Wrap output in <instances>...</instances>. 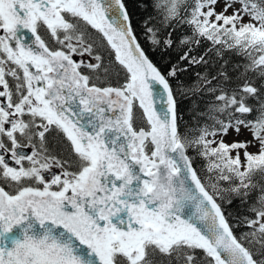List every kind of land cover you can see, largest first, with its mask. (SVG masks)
Segmentation results:
<instances>
[{"label":"snow or ice","instance_id":"obj_1","mask_svg":"<svg viewBox=\"0 0 264 264\" xmlns=\"http://www.w3.org/2000/svg\"><path fill=\"white\" fill-rule=\"evenodd\" d=\"M146 6L147 49L127 0H0V264H264V0Z\"/></svg>","mask_w":264,"mask_h":264},{"label":"trees","instance_id":"obj_2","mask_svg":"<svg viewBox=\"0 0 264 264\" xmlns=\"http://www.w3.org/2000/svg\"><path fill=\"white\" fill-rule=\"evenodd\" d=\"M127 6L129 12L133 18V23L137 32L138 37L140 38L141 43L147 49L148 43L144 40L143 37V22L146 17L149 15H153V9L150 6H146V0H127ZM191 29L185 25H176L175 31L172 33V39L177 42V47L169 50L167 54H157V53H149L152 58L157 61L162 67L166 68L169 62H175L178 59L179 54L184 50V46L179 44V41L185 36L189 35ZM213 46L206 41H203L201 45L196 48L193 52V55L199 56L205 53V51ZM164 56V59H161V56ZM206 59L208 61L207 65H195L189 66L188 71L181 74L180 81L185 85L191 84L193 82H198L196 78V73L204 74H219L221 71H225L232 77L233 86L240 82L239 77L243 73V69L248 63L247 59L236 53L235 51L225 50L221 55H216L215 51H210L207 53ZM254 83L259 84V77H251ZM194 86V85H193ZM212 97L204 96L202 98L192 97L191 99L181 98L180 99V107L184 112V121L192 125L193 120L196 114V111H204L205 103L204 101L211 100ZM255 104V101H250ZM197 104L199 105V109H197ZM196 122H202V118L196 117ZM203 161H198V164H202ZM247 206L241 205L238 201L235 202L231 207L230 211L233 216L236 215H246L245 211ZM238 232H243L245 229L237 228Z\"/></svg>","mask_w":264,"mask_h":264},{"label":"rangeland","instance_id":"obj_3","mask_svg":"<svg viewBox=\"0 0 264 264\" xmlns=\"http://www.w3.org/2000/svg\"><path fill=\"white\" fill-rule=\"evenodd\" d=\"M237 6H238V5H237ZM222 7H223V3L221 2V4L217 6V11H220ZM229 11H230V10H229ZM85 59H87V57H85ZM245 138H247V133H244V134H242V135L239 136V137H235V135L232 134V135H229V136L227 137V140H228V141H231V140H233V139H240V140H243V139H245ZM251 150H252V151H255V149H251Z\"/></svg>","mask_w":264,"mask_h":264},{"label":"water","instance_id":"obj_4","mask_svg":"<svg viewBox=\"0 0 264 264\" xmlns=\"http://www.w3.org/2000/svg\"><path fill=\"white\" fill-rule=\"evenodd\" d=\"M157 103H158V106H159V101Z\"/></svg>","mask_w":264,"mask_h":264},{"label":"flooded vegetation","instance_id":"obj_5","mask_svg":"<svg viewBox=\"0 0 264 264\" xmlns=\"http://www.w3.org/2000/svg\"><path fill=\"white\" fill-rule=\"evenodd\" d=\"M10 163H11V161H10Z\"/></svg>","mask_w":264,"mask_h":264}]
</instances>
